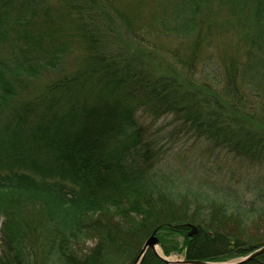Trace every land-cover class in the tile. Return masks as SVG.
I'll use <instances>...</instances> for the list:
<instances>
[{
	"label": "trees",
	"instance_id": "16d2710c",
	"mask_svg": "<svg viewBox=\"0 0 264 264\" xmlns=\"http://www.w3.org/2000/svg\"><path fill=\"white\" fill-rule=\"evenodd\" d=\"M102 1L0 0V150L11 147L4 159L0 153V264H27L33 250L35 264H133L157 228L184 236L183 249L174 246L187 259L226 261L263 245L264 192L246 204L179 188L161 165L160 140L145 122L173 115L198 139L264 163V130L228 127L240 116L229 121L225 113L235 103L264 107V0H152L144 23L185 39L186 48L175 56L189 71L202 64L206 69L201 55L218 45L227 27L220 29V16H233L235 22L227 23L235 36L232 58L211 73L225 90L207 105L208 94L196 99L187 82L106 47L96 27ZM88 77L105 86L122 112L100 130L66 121L71 128L77 124L73 137L50 113L83 92L77 82ZM39 104L45 112L30 119ZM78 108L87 116L84 106ZM36 220L45 227L40 248L39 239L26 241L36 232L29 221ZM191 223L198 233L185 237ZM90 241L95 245L86 247ZM141 264L166 263L148 250ZM240 264H264V253Z\"/></svg>",
	"mask_w": 264,
	"mask_h": 264
},
{
	"label": "rangeland",
	"instance_id": "374dc122",
	"mask_svg": "<svg viewBox=\"0 0 264 264\" xmlns=\"http://www.w3.org/2000/svg\"><path fill=\"white\" fill-rule=\"evenodd\" d=\"M154 6L152 0L146 2L141 0H103L97 12L98 25L96 27L100 31L106 47H109L114 53L116 49V53L123 52L127 56L128 54L136 56V64L142 65L143 63L147 68L154 67L158 74L173 75L178 78L179 82L184 84L187 82L188 88L195 93L196 99H202L201 94H208L206 97L209 101L205 105L214 104V95L212 94L216 91L222 94L225 89H221L219 84L213 83L211 73L217 67L218 70H222L224 65L230 62L232 58L234 50L232 42L235 41V36L232 31L233 28L227 23L235 22L233 16L228 11L229 16L226 14L220 16V29L225 26L228 28L226 27L218 35V45L216 43L211 48L208 47L201 55L200 59L205 60L206 69L202 70L204 66L202 64V66H197V71H189L178 62L175 56V51L186 48L185 39L160 35L153 27L149 28V25L147 26L144 23ZM124 9L126 11L122 12ZM71 32L69 31V34ZM119 55L121 54L119 53ZM191 72L196 73L192 74ZM77 83L79 90L82 89L81 87L85 88L83 92H76L77 94H74V97L70 98L67 104L64 102L60 104V108L52 109L50 115L52 117L57 115L56 119L60 123L64 122L65 129L73 137H77L79 134L78 131H74V128L77 130V124L75 123L71 128L72 125L66 123L68 120L76 119L77 123L88 125L91 130L95 127L100 130L106 124H113L121 114L122 106L116 105L115 101L105 94V86L96 81L95 77H88ZM55 94H58V92H51L50 95L55 96ZM104 98L106 100L102 101ZM224 98L226 99V96ZM205 99L202 100L204 103ZM76 105L84 106V111L88 112L87 116L81 115V108L75 109ZM234 106L235 108L232 107L231 109L228 106L225 108V113L228 115L227 119L230 121V115L236 114L240 117L230 121L231 125L228 127L243 126L244 130H252L253 133L257 134L264 130V107L243 106L240 103H235ZM44 108L45 106L39 104L37 108L31 109L30 119H33V114L37 116L44 113ZM68 108L71 109L70 115H65ZM52 117L48 118L46 122H50L53 119ZM145 123L150 125V134L160 140V146L163 149L161 165H164L165 171L175 179L179 188L206 190L211 194L219 195L227 202H245L246 204L264 192V163H260L259 160L251 161L239 157L226 149L209 144L203 138L198 139L194 133L185 127L181 120L176 119L173 115H166ZM72 129L74 133L71 132ZM10 148L4 146L0 150L3 159L6 154L10 153ZM29 214L33 215L34 211L27 212V216ZM31 218L34 219L35 216H31ZM29 227L31 233L36 232L32 236L30 235V238L26 237V241L32 243L31 245H35V241L38 242L39 239L38 245L40 248L42 246L41 232L45 229L43 223L39 220L29 221ZM253 232L258 235L261 233L259 231ZM159 237L171 251L167 255L164 249L159 246L158 249L163 255L171 259H183L185 257V254L176 251L174 246L179 243L180 249H183V235H169L163 231L159 232ZM4 242L3 220H0V255L2 254ZM95 243L96 241H90L86 247H92ZM36 252L37 250H33V254L29 255L27 264H35L37 258L34 253ZM126 260L127 258L124 257L123 263Z\"/></svg>",
	"mask_w": 264,
	"mask_h": 264
},
{
	"label": "water",
	"instance_id": "95a60500",
	"mask_svg": "<svg viewBox=\"0 0 264 264\" xmlns=\"http://www.w3.org/2000/svg\"><path fill=\"white\" fill-rule=\"evenodd\" d=\"M191 230L187 233V236H193L198 232V227L195 224H190ZM158 229H156L144 242L141 250L139 251L138 255L136 256L133 264H141L146 252L151 249L157 257L166 264H240L243 262L250 261L255 257L259 256L260 254L264 253V245L261 247L256 248L254 251L250 252L249 254L245 255L234 261L229 262H216V261H206V260H198V259H170L165 255H162L158 251V246L160 240L156 235Z\"/></svg>",
	"mask_w": 264,
	"mask_h": 264
},
{
	"label": "bare ground",
	"instance_id": "6f19581e",
	"mask_svg": "<svg viewBox=\"0 0 264 264\" xmlns=\"http://www.w3.org/2000/svg\"><path fill=\"white\" fill-rule=\"evenodd\" d=\"M160 252V251H159Z\"/></svg>",
	"mask_w": 264,
	"mask_h": 264
}]
</instances>
